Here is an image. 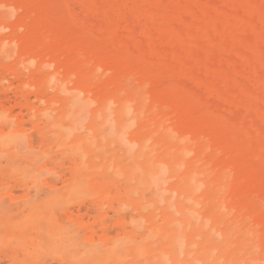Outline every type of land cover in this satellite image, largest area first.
Segmentation results:
<instances>
[{"label":"rangeland","instance_id":"1","mask_svg":"<svg viewBox=\"0 0 264 264\" xmlns=\"http://www.w3.org/2000/svg\"><path fill=\"white\" fill-rule=\"evenodd\" d=\"M100 1L96 0V5H95L94 3H91L89 0H84V1L74 0V2L73 0H70V2L68 3L66 2L67 4L65 3V1L62 0V2L66 4V7L59 0H54V3L55 5L57 4L56 6L59 7L64 13V16H65L64 24L66 25L67 28L72 29V28L77 27L78 30L79 28H81L79 31L82 32L87 37H89V39H91L95 43H103L106 46L111 44L110 39H107L106 41L104 36L102 37L105 40L100 37L101 34L102 35L104 34V32H101L105 30L104 27L106 26L109 27V24H110V22L108 21L109 19L112 20L111 21L112 23H114L116 19L118 20L117 22L121 24L126 18L125 19L126 23L123 22L122 24L124 23L125 24L124 25L121 24L122 26L119 25L120 27L116 23H114L115 25H112V23L110 25H112L115 30H116V27L118 26L120 28L119 30L121 31L120 33H123V34L126 31L129 32V33L127 32L128 34H131L130 33L131 31L134 32V29H132L131 28L132 26L130 27V25H129L130 28L126 29V26L128 25L127 23L129 22L126 20L131 19L132 20L131 22L133 23L135 18L133 16L131 18L130 17L128 18V11H124V9L122 8L125 6V5L124 6L122 5L124 3V0L121 1V4H120V0L119 1L110 0L113 3H116V4H113V6L116 5V8H113L116 11H112L111 9L108 14L107 19L105 16L102 15V13L104 12L103 10L105 9V7L103 6L104 2L103 1L100 2ZM208 1L210 0H204L203 2H200V0L199 1L197 0V4L206 5ZM216 1L217 0H215V2ZM85 2L88 3L91 8L93 7L94 8L89 9L88 8L89 5L88 4L86 5ZM82 3H84L85 5L84 8L83 6H81L83 5ZM216 3L221 6L220 2H216ZM67 5H69L70 7L67 8ZM188 5H191V3ZM5 7L10 9V11L7 10V8ZM181 7L183 8V6ZM1 8H3L2 9L3 11L1 10ZM150 8L154 10V7L153 8L150 7ZM11 9L12 8L6 6L5 4L0 3V20H1L0 21V41L2 43L5 42L4 36L6 35V33H8V31H5L6 33L5 32L3 33L4 30L1 28V24L3 22H10L11 20H14L12 18H14L15 14L13 15V13L15 11L13 9L12 10L13 13L11 15V12H12ZM67 9L73 10L74 11L73 13H75L76 15L78 14L77 16H74V17L76 18L77 22L78 21L80 22L79 24L82 25L83 29L77 22H75V20H73L74 18L71 16V14L73 13L68 15L70 12L68 13L69 10L67 11ZM166 9H163V11ZM95 10H97L98 12V13L96 12L97 14L93 12ZM125 10H127L126 6H125ZM168 10L167 12H169ZM111 11L113 13L116 12L118 15L117 14L113 15V17L110 16ZM122 11L125 12L124 14L125 16L121 13ZM238 11L240 12L241 10L238 9ZM238 11H237V14L239 13ZM180 12L181 13L184 12V9L180 10ZM189 16L187 15L186 18L188 20L187 22L190 23L191 19L193 20V18ZM238 16L242 17L241 14ZM254 19L257 21L256 17H254ZM101 20H103L105 23L101 22ZM73 21L75 23H73ZM73 24H76V25H73ZM149 25L150 24L147 22V26ZM139 27H138V32L136 33L134 32L135 34H139L138 35L140 37L138 39L139 41L135 39L136 37L138 38L137 35L133 33L132 35L135 36V38L134 37L133 38L135 39L136 43L140 42V44H144V40L141 39L142 35H140L142 26H139ZM86 32L88 34H86ZM117 33L119 35L118 29L116 31V35L114 34L115 38L117 36ZM239 33L238 35L240 38L237 37V42H239L240 44V42H242L240 40L241 37L242 38L243 36L246 37L245 35L246 33L243 31V29ZM121 35L119 36L121 39L118 36H117L118 37L117 39L122 40L123 37L127 39L130 38V36L129 35L127 36V34L123 35V37H121ZM91 36L92 37L95 36V39L94 38L92 39ZM96 37H98V39H100L101 41H99ZM133 38H131L133 43L131 42L132 44H130V46L128 45L129 48L132 46L130 48L131 51H133L135 46L139 44V43L138 44L134 43ZM141 40L143 43L141 42ZM186 41L187 42L184 41V44H183L184 49L181 48L182 51L186 53L194 54L197 51L196 47L194 46L196 45L195 42H193V40H186ZM1 42H0V46H1L0 47L1 48L0 49V73H1L0 74V82H1L0 88L2 90L0 89V93L1 92L2 93L0 95L1 97L4 96L5 98H7V96L8 98L10 97L11 102L9 103L10 99L9 100L5 99L8 103V104L6 103L7 105L6 106L5 104H3V102L5 103V101H3L4 97L0 99V102L2 103V104L0 103L1 108L4 107V105L6 107H9V111L6 110L7 109L6 107H4L5 109L2 108L1 111L3 112V110H6V113L5 111L3 113L0 111V115L5 116L8 114L7 111L10 112V114L6 116V119L11 118L13 120V118L16 117L15 118L16 121H14V124L18 128L16 129L15 126L11 127V122L7 124L8 121H5L4 119L5 117L2 118L3 120L0 118V121L1 120L3 121L0 123V131L2 129V131L0 132V161H1L0 162V190L2 188V191L0 192V227H2L1 228L2 234H0V264H14L13 262H15V264H28V262H31L33 264H63V260H65L64 262H66V260L68 261V259L71 260L70 261L71 263L74 262L75 264H105V263L110 264V261L111 262L113 261L111 264H122V263L123 264H161V262L163 264H264L263 260L261 262H258L260 259V253L259 251H257L258 249L256 248L257 247L256 241L252 240L254 237L252 233L249 232V229L244 230L242 226H241L242 227L241 229V227L239 226L240 224H236L237 226L233 227L235 225L233 224L235 223V217H231L232 216L231 214L233 213L229 212L227 207L225 208L224 204L222 206L221 203H218L215 201L210 202L211 200L208 202L206 201V199H203L202 192H205L204 189L206 187L204 184V180L207 179L205 177H207L208 171H206L205 169H201L202 167L199 164L198 170L200 169L201 172L198 176L196 174L194 176L193 174L192 175L193 177L190 176L191 177L190 178L189 175H187L186 179L184 177L186 176L185 174L181 176V174L185 173L186 171L184 170V168L187 167V163L189 162L188 160L191 159L193 156L192 154L189 157V154L185 150V145L182 142H180L179 144V148L181 147L182 149L180 148L181 150H179L180 152H178L181 155H177V157H181V158H177V160L175 159L177 161L176 164H174L175 163L173 162L174 156H172L173 154H175V152H172L169 154V159L173 165V169H172L173 171H170L168 166L163 163L164 159H161V161L160 159H158L159 153L157 151L160 149H158L156 140L154 143L155 138L154 139L153 137L149 138L153 140V143H152V140L151 141L143 140L142 134H140L139 132L138 124H145L148 118H145L147 116H145L144 113L141 115L142 112L141 113L139 112L143 108L144 101L141 98H138V95L139 94L141 95L142 93L141 91L143 90L139 91L136 87L134 90V85L132 86L133 89H130V86L132 84H135V81L134 83H133V80L131 81L130 79H129L130 81H126L127 88L130 89V91L132 90L131 91L132 93H130L132 95V99L136 97L135 99H133L132 103H129L126 97L124 100H122L123 104L120 106H118L116 103L112 101V102L105 103L106 105H104L102 108H99L97 105L91 103L89 100L88 102H85L84 101L85 98L82 99V95L79 94V92L75 89V86L73 85L72 82L68 84L62 83V82L56 83V80L53 79L55 76H58L54 73L56 72L55 67H52V66L50 67L49 64H46V66L43 65L44 67L41 66L43 67V69L40 67L39 72H38L39 74L38 73L37 74L38 76L44 75L47 78L46 82L48 83V86H46L47 83L45 82L44 90L46 93H45L44 98L48 99L49 97H52V100L49 98L48 100L38 101L32 94V91L35 90V88H33L32 90V84H34V80L33 81L28 80V78L31 79V75L37 69L35 65L36 63L33 64V62H31L28 58H24V59L22 58L23 62L21 59L18 60V57L14 55L15 54L14 53L15 47L13 46L14 44L11 46L10 42L6 41L7 43H4V45H2ZM191 42H193L194 44ZM202 42H201L202 45L204 44L206 45V41L203 43ZM8 43L10 46L8 45ZM127 43L129 44V42ZM225 44H226V48L229 47L228 42H226ZM235 44L237 47H241V44L240 46L237 45L238 43H235ZM236 46H233V49L241 50V48H237ZM13 47L14 49L12 52L11 48ZM172 47L173 49H175L174 46ZM171 48L168 53L170 54L169 55L170 57L172 56V53L175 51ZM136 49L138 48L136 47ZM136 51L135 53L139 54ZM245 51L247 53L249 52L247 50ZM245 51L240 52L241 54H244L245 56L241 55L239 51L237 52L238 53L237 54L234 50L232 52H226L225 55L221 53H214L215 60L217 59L216 64L219 66V67L218 66L216 67L215 66L216 64L214 63V66L217 69L222 68L219 62L221 63L222 62L224 63V61L226 62L224 65L222 63V65L225 66L224 70L226 69L225 71L221 73L223 76L220 74V77L219 76L214 77L213 72H212V70L214 69L213 65H212L213 68L212 69L210 68V72L209 71L208 72L198 71L197 73H193L194 74V75L192 74L193 76L189 75L192 73L191 70L194 71L193 69L195 68V71H196L197 69L195 65L191 64V65L186 66L188 70L187 71L188 75L179 77L180 80L184 79L183 81L180 82L179 78L176 81L173 80V83L176 82V84L179 85V88H182L184 89V91L187 92L186 93L187 95L189 94L190 96L195 95L194 93L196 92V90L200 88L201 90L198 92H202L204 94L207 93V95H205L206 96L205 98L209 99V101L203 100L201 98L202 100L201 105H205L206 102H210V101L214 102L213 100L214 99L217 100L218 98L217 104L220 105L221 109L216 107L214 103L215 107L211 108L215 110L213 112V110L210 109L212 105L211 104L212 102H210V103H207L205 107L201 106L202 111L206 115L212 116V118L216 120V123L219 126H222L223 128H229L234 131L236 129V132H239L242 136L244 135V137L247 135L246 131L248 130V128L246 129V127H250V124L248 122H247L248 124H244L245 123L244 120L247 119L251 121L254 119H259L258 115L260 113V110L262 112V115L264 116V113H263L264 108H262L264 107V103H262L264 99L262 100V102H260L258 98L254 97V95L256 96V91H260L261 93L263 92L264 87L262 88L261 83L259 84V81L253 77L255 75H252L251 77L248 76L254 73L256 74L255 77L258 78L257 73H255L252 69L255 67V69L257 70L259 65L256 62V60L252 59L251 57L252 62L254 61L253 64H251L252 65L251 66L249 62L247 61L250 55H248L247 57V55L245 54ZM1 52H3V54H1ZM12 54L14 55L15 58H13ZM217 54L218 56H216ZM229 55L234 56L233 58H236L237 60L235 59L236 61L232 62V60L234 59H231ZM242 56L245 59L246 58L247 59L246 60L244 59L245 61L242 60L241 59ZM220 58L221 59L223 58L222 61ZM225 58L231 59V63L229 62L230 60L228 61ZM240 61L243 64L244 68H239L240 66H238V64L240 63ZM255 62L257 63L256 66H255ZM185 63H189V62H186L185 57H181V62L179 64L177 63L174 64V66L176 68L179 67L180 69H182L185 66ZM14 64H17V65H14ZM230 65L232 66L231 68L233 69L228 68V66L230 67ZM235 66H238V68L241 70L243 69L242 71H244L245 69V71L244 72H241L240 70L236 71L237 69L235 70L234 68ZM246 66H251V67L249 68ZM246 68L247 69L249 68L247 72H246L247 70ZM250 69L252 70L251 71L252 73L249 72ZM234 70L236 71L235 73H234ZM227 71H229L230 74ZM259 72H261V70ZM243 73H245V75L248 73L249 74L246 76L244 75L245 77L242 76L241 78L240 76L243 75ZM262 73H264V71ZM262 73H260V76L264 78V74ZM97 74H99V72H97ZM231 74L233 75L232 80L234 79V76H235L236 82L237 80L242 79L243 83L244 82L250 83L248 85L246 84L248 87L245 86V88L250 89V92H252L251 90H253L254 92L255 91L254 89H257L259 85H261V87H259V89L255 91V93L252 92L253 95L250 94V92L244 93L246 92L245 90L247 89H244V88L242 89L241 87L239 88V86H241V81L239 82V86L237 85L238 82L235 84V81L234 82L231 81L233 85L228 84L231 87L230 88L228 85H225L226 83L224 84L222 82L225 80L228 81L229 78H230L229 79V82H230ZM195 75L199 76V78H203V81L205 79H208L206 77H210V76L211 77L208 80H206L205 83L203 84V82L201 81L199 82L200 79H197L198 77L196 78ZM51 76H53L52 80L48 78ZM224 76L226 78H224ZM22 77L25 79L27 77L28 78L27 80H25ZM60 77H56L55 79L63 80V78H60ZM194 78H196L198 82L197 81L193 82ZM215 78L217 79L213 81ZM247 78H251L252 80L251 79L248 80ZM191 81H192L191 89L195 90V92L192 91L194 92L193 95L190 93L189 90H188L189 92L187 91V88H185V86L187 87L190 86ZM25 82L26 83L28 82V84H25ZM127 82H129V84ZM256 82H258L259 85L255 86ZM2 83H5V84H2ZM207 83H210V85H206ZM24 84H25V87L26 86L28 87L29 85L28 87L29 90H26V88H24ZM194 85H195V88H194ZM231 85L232 86L236 85L238 87V89L236 88L237 89L236 92H233L234 91L233 88H235L236 86L232 87ZM209 86L217 87L216 88L217 92L214 93L213 96H210L208 93ZM22 87L24 89H22ZM46 87L48 88L46 89ZM219 88L223 89L224 91ZM240 89H242L241 91H243V93L240 91ZM5 90H7L8 92ZM226 90L228 92L230 91V95H228V92H226ZM21 91H24V92H21ZM10 92H15L18 94L10 93ZM19 92L22 97L19 95ZM198 92L196 93L199 94ZM238 92L241 93L239 94V96H238ZM202 93H200L199 95L202 96ZM12 94L13 95L15 94V96H13ZM27 94L28 95L30 94L31 96L29 97H32V98L28 100L25 99L24 96L25 95L27 96ZM66 94H67V97H66ZM72 94H74L77 98L74 97V95ZM247 94H249L248 96H246L247 98L243 96ZM195 96L197 97V95ZM221 96L223 97L222 101H220L219 99L221 98ZM230 96L232 97L231 99H230ZM250 96L254 97L255 99L253 98L252 100L251 98H248ZM20 97L23 98L24 101L26 100L25 102L22 101L24 104L21 102V100L23 99H19ZM57 97H59V99ZM212 97H214V99L211 100L210 98ZM242 97H244V101ZM76 99H79V100H76ZM136 99H139V100L136 101ZM248 99H251L252 104L254 105L256 104L257 106L255 107L254 105L251 104L252 109H255L253 110L254 112L250 110L251 106L247 105L249 102ZM256 99H257V103H256ZM224 100L225 101L227 100V101L225 102ZM28 101L30 102L31 106L29 105V103H26ZM243 102L245 104H243ZM261 103L263 104V106L261 105ZM81 104H83L86 107L84 106L80 107ZM242 104L244 108L242 107ZM240 105H241L240 107L241 111L237 113V109H239ZM260 107L261 109L259 110ZM217 108L218 110L220 109L222 112L224 111L223 114L220 113L221 111L220 110L218 111ZM14 109H15V112H13ZM229 109L235 112L236 114L234 113V115L236 116L230 117L231 115H233V113L231 110L229 111ZM256 109L258 110L257 112H256ZM242 110H245V112ZM215 112L218 114L215 115L216 114ZM255 112L257 113V115ZM50 113H51V116H50ZM227 113L230 115H228ZM252 113H255V114L253 115ZM237 114L240 116V118L237 117L238 116ZM13 115H16V116H13ZM223 115L224 116L228 115L230 119H233L235 117V119L233 120H236V121L235 122L229 121L228 116L226 118V116L224 117ZM248 115L251 116V119ZM252 115L256 117L252 119L253 118ZM19 118L20 120H18ZM48 118H51V119H48ZM223 118L226 120V121L224 120V123L222 121ZM236 118L240 119L241 121H238ZM242 122L244 125L241 124ZM257 122L262 123L261 127H264L263 122H261V118H260V121L257 120ZM231 123L234 124V126ZM252 123L256 124L254 122ZM20 124H21L22 129L21 127H19ZM240 125H242V128L244 126V128L241 129V131H240V128H241ZM258 125L260 126L259 123ZM261 129L263 131V128ZM163 133L165 134L164 137L166 138L170 135L167 132H163ZM18 136H19V139L17 138ZM1 138H3L2 141H1ZM21 138H23V140L25 139L24 140L25 143H23V140ZM130 138L133 139L132 140L133 142L130 140ZM4 139L7 141H5ZM10 139H13L14 141ZM169 139L171 140V138ZM174 139L172 138V141H174L175 143ZM8 140H10L11 142L13 141V142L10 144ZM64 140H68V141H64ZM142 140L144 143L141 142ZM136 141H138V143H136ZM139 141L141 142V144ZM19 142L22 144H19ZM18 145H20V147H18ZM22 145L23 146L25 145V146L23 147ZM151 145L153 147H151ZM21 148L23 152H21ZM25 148H27V150ZM181 151L182 152L184 151L186 155L188 154L187 156L189 157V159ZM155 153H157L158 155ZM3 156L6 158V160L5 158H3ZM44 157L46 158L44 159ZM167 158L168 157H166V159ZM42 159L44 161H42ZM7 161L9 163H7ZM184 161L187 163L184 164ZM182 162H183V166H181ZM27 170H29V172L26 174ZM42 171L43 173L44 172L45 173L43 174ZM31 174L33 175L31 176ZM25 175L28 176L27 180H26ZM36 175H38L39 177H36ZM189 179H191V181ZM196 181H198V183ZM190 182L193 185H191ZM176 183L178 184L175 186ZM173 185L175 187H173ZM192 186H194L193 189H191ZM182 187L185 190L182 189ZM36 190H38L39 192H37ZM38 193L40 194L38 195ZM46 194H48L49 196L48 195L45 196ZM81 197L83 198L80 199ZM74 200H77V201H74ZM190 200L192 201L189 202ZM21 203H24V205ZM201 203L204 205H202ZM207 203L210 205H208ZM52 215L55 216L57 220H55L54 217L51 218ZM163 215L165 216V219L162 220L161 217L164 218ZM30 217L31 219H29ZM43 217L45 220H43ZM101 217H103V219ZM171 218L172 220L170 222ZM28 219L30 221H28ZM52 219L53 221L51 222L50 220ZM230 219L232 220L231 222L233 223L230 222ZM59 220H61V223L59 222ZM140 220H142V222H140ZM167 221H169V223H167ZM65 222L67 223L69 222V224L71 223L70 226L69 224H66ZM155 222L156 224H161L162 227L159 230H156L152 233L151 227L155 225ZM22 223L23 225H21ZM88 223L92 226L93 225L95 226L92 227ZM102 223L107 224V225H104V224L102 225ZM48 224H50L51 228L46 226ZM86 224L87 226H90L91 231H94V232H91L89 230V227L86 226ZM143 224L145 227L143 226ZM124 225L125 227H123ZM43 226H46L47 228L46 231L42 228ZM71 226L74 230H76L75 232L74 231L71 232L72 231ZM83 226H85V228ZM77 227H79L81 230H79V228ZM111 227L115 228V230H112ZM125 228H127L128 231ZM77 229L80 231V232L78 231L79 233L83 234L81 238L79 234L77 233ZM42 230H44L45 232ZM67 230L69 231V233L66 232L64 234V231H67ZM143 230L144 231L146 230V232H144ZM243 230L245 232H242ZM38 231L44 232L45 235L40 236L39 234L41 233H39ZM54 232H57L58 234L56 235L54 234ZM74 233L76 235H74ZM95 233H96V236H95ZM129 233H131V235ZM245 233H246V236H245ZM249 233L251 234L249 235ZM77 234H78V237H77ZM154 235H156L155 238L153 237ZM46 236H49L48 237L49 240L53 239L52 241L51 240L50 241L54 243L55 245L52 244L53 245L52 246L49 244V242H46V240H44V237ZM93 236L96 237V240ZM128 236L129 238H126ZM186 236L188 240H186ZM229 236L231 237V239L228 238ZM41 237L43 241L38 240V238L41 239ZM65 237L66 239L68 238L72 239V241L68 240V243H66ZM249 237H250V241L248 242ZM60 238H62L61 241H60ZM63 238H64V241H63ZM76 238L78 239L80 238L82 239L81 241H83L84 243H87L84 246L88 247L91 252L88 251L89 249L85 248L84 246L82 247L84 248V250L80 249V251L76 252L74 247L79 246V244H76V243L80 240ZM146 238H148L149 240H147ZM37 240L39 243L37 242ZM132 242H136V243H132ZM40 243L42 244L46 243V244H43L44 246H42ZM60 243L62 244L63 247L65 246L64 249H67L65 250L66 252L61 247ZM181 243H184V244H181ZM246 243L250 245V248L249 246H247ZM100 244H103V245L99 247ZM245 244L247 247L245 246ZM46 245H49L50 248L49 246L46 247ZM56 245H59V246H56ZM91 246H94V248L98 246L99 250L98 249L94 250V248ZM56 247L61 248L60 249L61 251H59V253H56V251L58 252L59 250V248H56ZM137 247L142 249L140 250L142 252L144 249L143 253H145L146 255L139 253V249L138 250L136 249ZM68 248L69 249L72 248L70 249L71 251H69ZM206 248L208 252L205 251ZM245 248H249L250 250L247 249L248 250L247 251ZM85 249L88 252L87 255H86ZM49 250L52 251V255L51 253H49L50 252ZM101 250L104 251V253L103 252L101 253ZM121 250H123V252ZM245 250L247 252H245ZM39 251H41V253ZM33 252H34V255L36 256V259H34L35 256H33L34 261L32 262V259L30 260V258H32L31 254L33 255ZM160 252L164 254L163 255L164 257H162V254ZM215 252H217L218 254ZM131 253H133L132 254L133 256H131ZM19 255L20 256L22 255L23 257L22 256L20 257ZM66 255H68V259H66L67 258ZM94 255L95 256L99 255L96 258L98 259L99 257L101 261L98 259L99 261L96 260L97 262H95L94 259L96 258ZM165 255H167L168 257ZM51 256H53L55 259L52 258ZM69 256L70 257L72 256V258H69ZM256 256L257 257L259 256L258 260L255 259ZM18 257L21 258L19 259L20 262L18 260ZM91 257H93V260ZM25 258H29V259H25ZM201 258L202 259L204 258L203 259L204 261ZM48 259L50 260L52 259L51 262H49ZM57 259L58 261L55 262V260ZM25 260H28V261H25ZM118 260H121L122 263L121 261H118ZM70 262L69 263L67 262L66 264H71Z\"/></svg>","mask_w":264,"mask_h":264},{"label":"bare ground","instance_id":"2","mask_svg":"<svg viewBox=\"0 0 264 264\" xmlns=\"http://www.w3.org/2000/svg\"><path fill=\"white\" fill-rule=\"evenodd\" d=\"M59 1L62 2V0H59ZM63 1H65V3L70 2V0H67V1L63 0ZM89 1L96 5V0H89ZM102 1L104 2L103 6L105 7L102 15L105 16L107 19L108 14H109L111 9H112V11H116L115 9H113V8H116V5H114L115 7L113 6V4H116V3H113L110 0H101L100 2H102ZM121 1L122 0H120V4H121ZM164 1L165 0H124L125 4L122 2L123 3L122 5L123 6L125 5L127 10H125V6L122 8L124 9V11H128V18L129 17L131 18L132 16L135 18L133 23L131 22L132 21L131 19L129 20L127 18L128 20H126V21H129V22L127 23L128 25L126 24L127 26L125 25L126 29H128L132 26L131 28L134 29V32L136 33V32H138V27L142 26V29L140 31V33H141L140 35L143 36V37L141 36V39L144 40V44H140V42H138L139 44L136 43L135 39L138 40L140 37L138 36L139 34H135L133 31L130 32L131 34H128L129 32L126 30H125L126 32L124 34L120 33L121 31L119 30L120 29L119 25H121L123 22H125V19H126L125 17H123V18H125L124 21L123 22L121 21L122 23L120 22L121 24H119L117 22L118 20L115 19V22L113 20V22L119 26V27L117 26L118 28L116 27V30H115L112 26L115 24L112 23L111 22L112 20H110L109 18H110V16L113 17V15H116L117 13L114 12L115 13L114 14L111 11L110 16L108 18L109 19L108 21L110 22V24L112 23V25L109 24V27L106 26L107 28L103 26L105 30L101 31V32H104V34L100 35L101 38H103L102 36H104L106 41H107V39L111 40V44L108 45V43H107L108 46H106L103 43H95L94 41L89 39V37H87L86 35H84L82 32L79 31L81 29L79 27L80 26L82 27V25H80L79 24L80 22L79 21L77 22L76 18L74 17V16H77L78 14L76 15L75 13H73L74 11L70 10L71 8L67 9V11L69 10L68 13L70 12L69 14L68 13L67 14L70 15L71 13H73V14H71V16L74 19L72 17L71 18L73 20H75V22H77L80 26L78 27L79 30L77 29L76 26H75L76 28H72V29L67 28L66 25L64 24V21H65L64 13L62 12V10L59 7L56 6L57 4L55 5L54 0H0L1 4H5L6 6L12 8L11 11L13 9L15 11L14 13H13V11L11 12V15H12V13H13V15L15 14L14 18L11 17L14 20H11L10 22H3L1 24V28L4 30L3 33L5 31H8V33L5 32L6 35L4 36V41H5L4 43L10 42L11 46L14 44L13 46L15 47V49H14V47L11 49H12V52H13V49L15 50L14 51L15 54L14 53L13 54L18 57V60L19 59L22 60V58L23 59L28 58L31 62H33V64L36 63L35 64L37 67L36 71L31 75V79L28 77L27 78H28V80H31V81L34 80V84H32V90H33V88H35V90L32 91V94L36 98V100H38V101L48 100L49 98L52 100V97H49V98L47 97L48 99L44 98L45 93H46L44 90V86H45V82H46L47 78L44 75L38 76V74H39L38 72H39L40 67L43 65L46 66V64H49L50 67L51 66L55 67L56 72H54V71L53 72L56 75H58V76L54 75L55 76L54 78H53V76L48 77V78H50L51 80L53 78L54 80H56V83L62 82V83L68 84V83L72 82L73 85L75 86V89L79 92V94L82 95V99L85 98L84 99L85 102H88V100H89L91 103L97 105L99 108H102L104 105H106L105 103L112 102V101L114 103H116L118 106H120L123 104L122 100H124L126 97H127L128 102L132 103L133 99L136 98V97H134L132 99V95L130 94V93H132L131 92L132 90L130 91V89H133V87H132L133 85H134V90H135V87L139 91L143 90V91H141L142 96L140 94L138 95V98H141L144 101L143 108L139 112L140 113L142 112L141 115L144 113L145 116H147L145 118H148L147 122L145 124H138L139 125V132H140V134H142L143 140L151 141L152 139H149V138H151V137H153V139L155 138L154 143L156 140V144L158 146V149H160L157 151L159 153L158 159H160V161H161V159H164L163 163L168 166L170 171H173L172 170L173 165L169 159V154L172 152H175V154H173L172 156H174L173 162H175L174 164H176L177 158H181V157H177V155H181L178 152H180L179 150L182 149L181 147H180L181 149L179 148V144H180V142H182L185 145V150L189 154V157L192 154H193V156L191 159H189V157L187 156L188 154L186 155L184 153L185 150L183 152L181 151L189 159V160L187 159L189 161L188 163L184 161V164L187 163V167L184 168V170H186V171H185V173H182L181 176L185 174L186 175V176H184L185 179L187 178V175H189V177L192 176L193 174H194V176H195V174L198 176L201 172L200 169L198 170L199 164L202 167L201 169H205L206 171H208V175H207V177H205L207 179L204 180V184L206 187L204 189L205 192H202L203 193V196H202L203 199H206V201H208V202L211 200L210 202L215 201V202L221 203L222 206L224 204L225 208L227 207L228 211L233 213V214H231L232 215L231 217H235V223L231 222L233 220V218H232V220L230 219V222L235 224L234 226L232 224V226L235 227V226H237L236 224H240L239 226L240 227L242 226L244 228V230L249 229V232H251L253 237H254L252 240L256 241V246H257L256 248L258 249L257 251H259V253H260V259L258 262H261L263 260V263H264V132H263L264 127H261L262 123L257 122V120L260 121V118H261V122H263V125H264V116L262 115V112L260 110L261 107L263 106L262 103H264V101L262 102V100L264 99V89H263V92H261L262 94L260 93V91H256L259 89V87H261V85H262V88L264 87V78H262V76H260V73H262L264 71V54H263L264 53V0H217L216 2H220L221 6L218 5L215 2V0L208 1L206 5L197 4V0H166L167 2L166 1L164 2ZM203 1L200 0V2H203ZM73 2H74V0H73ZM65 3L62 2V4H64V6L66 7L67 3L66 4ZM75 3H77V2H75ZM88 3H86V5ZM190 3H191V5H188ZM82 4L83 5H81V6H83V8H84L85 5H84V3H82ZM131 4H133V5H131ZM91 6H93V5H91ZM181 6H183V8ZM69 7L70 6L67 5V8H69ZM148 7H149V9H148ZM150 7H152V8L154 7L155 11L152 10ZM5 8H7V7H5ZM88 8L89 9L91 8L90 5ZM93 8H91V9H93ZM166 8H168L169 10ZM2 9L3 8H1V10ZM121 9H120V11H121ZM163 9H166V10L163 11ZM182 9H184V12H182L183 14L180 12V10H182ZM236 9H237V11H238V9L241 10L240 11L241 13L238 11L239 13L237 14ZM7 10L10 11V9H8V8H7ZM167 10L169 12H167ZM124 11L121 12L123 15L125 14ZM93 12L95 14L98 13L97 10H95ZM240 14L242 17L238 16ZM11 15H9V16H11ZM187 15L188 16L190 15L189 17L193 18V20L190 18L192 22L190 20H189L190 23L187 22L188 21L186 18ZM254 17L257 18V21L254 19ZM114 18H115V16H114ZM254 21H256V22H254ZM75 22L73 21V23H75ZM101 22H104V21L101 20ZM147 22L150 24L149 26H147ZM129 23H131V24H129ZM124 24H122V25H124ZM73 25H76V24H73ZM129 25H130V27H129ZM82 29H83V27H82ZM117 29L119 32V35L117 33L118 37L121 34H122L121 37H123V35L127 34V36L128 35L130 36V38L127 39V38L123 37L124 39L122 38V40L117 39L118 38L117 36L115 38L114 36L116 35ZM242 29L246 33L245 34L246 37H244L241 34L243 36V38L241 37V39H240L242 41V42H240L241 47H237L235 43H238L237 45L240 46L239 42H237V37L240 38L238 33L240 31H242ZM101 30H103V29H101ZM132 33L137 35L138 38L137 37L135 38V36L132 35ZM86 34H88V33L86 32ZM127 36H125V37H127ZM93 38L95 39V36H93L92 39ZM96 38L98 39V37H96ZM131 38H133L134 43L139 45V46L138 45L135 46V48L133 47L134 49H136V47H137L138 48V49H136L137 51L134 49H133L134 52L131 51L130 48L132 46L129 48L130 44L133 43ZM125 39H127V40H125ZM98 40L101 41L100 39H98ZM110 40H108V41H110ZM186 40H193V42H195L196 45H194V46L196 47L197 51L194 54L193 53H186V52L182 51L181 48L184 49L183 44H184V41L187 42ZM204 40L206 41V45L204 44L205 46L201 44L202 41L205 42ZM224 41L229 43L228 44L229 47L226 48V44H225L226 42H224ZM127 42H129V44ZM141 42H142V40H141ZM193 42H191V43H193ZM4 43L1 42L2 45H4ZM8 45H9V43H8ZM125 45H127V46H125ZM172 46H174L175 49H173ZM233 46H236L237 48H241V50L240 49H233ZM170 48L175 50L172 53L171 57L169 56L170 54H168L170 51ZM242 49H244V50H242ZM233 50L235 52L238 50L239 53L241 51L243 52L245 50L249 51L248 53L245 51V54L247 55V57H248V55H250L249 56L250 58L249 57H248V59L246 58L247 61L249 62V64L250 65L253 64L254 61L252 62V59H255L259 65L258 66L259 69L257 68V70H256L255 67L252 69L255 73H257L258 78L255 77L256 74H254V73L251 74L252 73L251 69L249 70V72H251L250 73L251 75H248L249 73L246 74L250 77L252 75H255L253 77L259 81V84L261 83V85H259L258 82L255 83V86L256 85H259V86L257 87V89H254L256 91V96L254 95V97L258 98V100H260V102H262L261 103L262 106L259 108V110H260V113L258 115L259 119H254L256 116H253L258 111L257 110L258 108L256 109L255 113H252L253 114L252 119H254L256 121H254V120H251V121L256 123V124H253L250 120H247V119L244 120V122H245L244 124H248V123L250 124V127H246V129L248 128V130H247L248 132L246 131L247 135L245 137H244V135L242 136L239 132H236V129L234 131L232 129L223 128L222 126H219L216 123V120H214L212 118V116L206 115L202 111L201 106L205 107L207 103H210L212 101L206 102V104L204 103L205 105H201V101H202L201 98L203 100L209 101V99L205 98L206 97L205 95H207V93L204 94L202 92H198L201 90V88L200 89L197 88L198 90H196V92H198L199 94L202 93V96L197 94L194 89L193 90L191 89L192 81L190 82L189 87H187L185 85L184 86H185V88H187V91L188 90L190 91V93L192 95L195 92L194 94L197 95V97L195 95H193V96H190V94L187 95L186 94L187 92L184 91V89L179 88V85L176 84V82L173 83V80H175V81L178 80V78L180 76L188 75V73H187L188 70H187L186 66L191 65V64L195 65V67L197 69H196V71H195V68L193 69L194 71L191 70L192 73L189 75H192L193 73H197L198 71L199 72H201V71L202 72H204V71L210 72V68L212 69L214 67V69L212 70L214 77H218V76L220 77V74L226 70V69L224 70L225 66H223L226 62L223 60L224 61V63L222 62L223 65L221 62H219L220 65L222 66V68L217 69L216 68L218 66L216 64L217 59L215 60L214 53H221V54L225 55L226 52H232ZM135 51L138 52L139 54L135 53ZM249 53H251V54H249ZM1 54H3V52H1ZM14 55H13V58H15ZM241 55H244V54H241ZM216 56H218V54ZM229 56L231 57V59H234V60H232V62L237 60L236 58H233L234 56H231V55H229ZM181 57H185L186 62H189V63H185V66L182 69H180L179 67H178L179 68L178 69L174 66V64H176V63L179 64L181 62ZM251 57H252V59H251ZM222 59H221V61H222ZM231 59L227 58L226 60H228V61L230 60L229 62L231 63ZM241 59L244 60L245 58L242 56ZM247 61H246V63H247ZM15 62H17V61H15ZM22 62H23V60H22ZM22 62H21V64H22ZM256 62H255V66L257 64ZM19 63H20V61H19ZM214 63L216 64L215 65L216 67L214 66ZM240 63H241V61H240ZM240 63L238 64V66H240L239 68H244L243 64L241 63V65H240ZM14 65H17V64H14ZM212 65H213V67H212ZM238 66L234 67L235 70L237 69L236 71H239V70L241 72L245 71V69H244V71H242L243 69L242 70L239 69ZM251 66H246V67L250 68ZM43 67H41V68L43 69ZM231 67H232L231 65H230V67L228 66V68H231ZM231 69H233V68H231ZM248 69L246 70V72L248 71ZM99 70H101L102 72ZM235 70H234V73L236 72ZM260 70H261V72H259ZM97 72H99V74H101V75L97 74ZM227 72H229V71H227ZM7 73H9V72H7ZM199 74H201V73H199ZM229 74H230V72H229ZM262 74H264V73H262ZM210 75H212V74H210ZM244 75H245V73H243V75H241L240 77L241 78H242V76L245 77L246 75L245 76ZM60 76H62V77H60ZM56 77L63 78V80L55 79ZM210 77H206V78L209 79ZM230 77H231L230 82H229V79H230L229 78L228 81L225 80L222 83H224V84L226 83L225 85H228V84L233 85V83L231 81H233V82L235 81V76H234L233 80H232V78H233L232 74ZM27 78L26 79L23 78V79L27 80ZM196 78L200 79L199 82L201 81V82H203V84L205 83L206 80H208V79H205L203 81V78H199V76H196ZM196 78H194L195 80L193 79V82H196V81L198 82V80H196ZM224 78H226V77L224 76ZM71 79H73V80H71ZM129 79L131 81L133 80V83L135 81V84H132L131 86L129 85L130 89H128L127 85H126V81H130ZM216 79L217 78H215L214 80L213 79H211V80L215 81ZM247 79L249 80L251 78H247ZM179 80H180V78H179ZM183 80L184 79H181L180 82ZM211 80H210V82H211ZM185 81H186V79H185ZM240 81H241V86H239ZM2 82H4V81H2ZM237 82H238L237 85L239 86V88L241 87L242 89L243 88L247 89V88H245V86L248 87L247 85L250 84V83H246V82L243 83L242 79L237 80ZM237 82L235 81V84ZM5 83H2V84H5ZM127 83L129 84V82H127ZM252 83H253V81H252ZM25 84H28V82L27 83L25 82ZM25 84H24V88H26V90H29L28 89L29 85H28V87L27 86L25 87ZM182 84H183V82H182ZM135 85H137V86H135ZM206 85H210V83H207ZM46 86H48V83L46 84ZM201 86H202V84H201ZM234 86H236V85H234ZM234 86H232V87H234ZM24 88L22 87V89H24ZM47 88L48 87H46V89ZM194 88H195V85H194ZM216 88L217 87H215V86H209L208 87V91H209L208 93L210 96H213V94L217 92ZM221 88H219V89H221ZM236 88L238 89L237 86L235 88H233V90H234L233 92L237 91ZM242 89H240V91ZM7 90H5V91H7ZM221 90H223V89H221ZM247 90H248V92H247ZM247 90H245L246 92H244V93L250 92V89H247ZM24 91H21V92H24ZM192 91H194V92H192ZM231 91H232V89H231ZM251 91L253 92V90H251ZM255 91L253 93H255ZM226 92H228V91L226 90ZM241 92L243 93V91H241ZM252 92H250V94L253 95ZM10 93H15V92H10ZM15 94H18V93H15ZM15 94L14 95L12 94V95L15 96ZM239 94H241V93L238 92V96H239ZM257 94H258V96H257ZM19 95H20V92H19ZM72 95H74V94H72ZM228 95H230V91L228 92ZM248 95L249 94L243 95V96L246 97ZM6 96H7V94H6ZM29 96H31V95L27 94V96L25 95L24 98L27 100L31 99L32 97H29ZM199 96H201V97H199ZM0 97H1V95H0ZM3 97H1L0 99H2ZM21 97L19 99H23ZM53 97H54V95H53ZM66 97H67V94H66ZM66 97H64V98H66ZM74 97H76V96L74 95ZM254 97L250 96L248 98H251L253 100ZM57 98L59 99V97H57ZM231 98L232 97L230 96V99ZM242 98L244 101V97H242ZM5 99H8V100L10 99L9 103L11 102V98L10 97L8 98V96H7V98L4 97L3 101H5V103L2 101L3 104L6 105V103H7V101ZM210 99L212 100V99H214V97H212ZM219 99H220V101H222L223 97L221 96V98H219ZM251 99H248L249 102L247 105L251 106L250 110L253 111L255 109H252V105H254V104H252ZM76 100H79V99H76ZM137 100H139V99H136V101ZM217 100H218V98H217ZM217 100H215V99L213 100L214 102L211 103L212 105H211L210 109L212 107H215V106L221 109L220 105L217 104ZM22 101L25 102L26 100L24 101V99H23V100H21V102ZM30 102H31V100H30ZM30 102L28 101L26 103H29V105L31 106ZM41 103H43V102H41ZM214 103H215V106H214ZM256 103H257V99H256ZM243 104H245V103L243 102ZM243 104H242V107H243ZM5 105H4V107L7 106V105L6 106ZM247 105H245V106H247ZM1 106H3V105H1ZM82 106H84V105L81 104L80 107H82ZM88 106H89V104H88ZM254 106L257 107L256 104ZM4 107H2V108H4ZM84 107H86V106H84ZM240 107H241V105L239 106V109H237V113H239V111H241ZM2 108L0 107V111L2 110ZM6 108H7L6 110L9 111V107H6ZM27 108H28V106H27ZM208 108H209V106H208ZM218 108H217V110H218ZM262 108H264V107H262ZM6 110H3V112L5 111V113H6ZM211 110H213V109H211ZM230 110L231 109H229V111ZM8 111H7V113H8L7 115H5V116L0 115V118L2 119L3 117H5L4 118L5 121H8L7 124H9L11 122V127L12 126L14 127L15 126L14 121H16V119H15L16 117L13 118V120L11 118L6 119V116H8L10 114V112H8ZM214 111L215 110H213V112ZM242 111L245 112V110H242ZM13 112H15V109ZM223 112L221 111L220 113L223 114ZM29 113H31V112H29ZM232 113H233V115H231L230 117L236 116V115H234L235 112L232 111ZM217 114L218 113H216L215 115H217ZM228 115H230V114H228ZM228 115H225L226 118ZM249 115H250V113H249ZM256 115H257V113H256ZM13 116H16V115H13ZM50 116H51V113H50ZM230 117L228 116L229 121H234V122L236 121V120H233V119H235V117L233 119H230ZM237 117L240 118L239 115ZM249 117L251 119V116H249ZM238 118H236V119L238 121H241ZM48 119H51V118H48ZM221 119H222V117H221ZM2 120L0 121V123L3 122ZM18 120H20V118ZM21 120H23V119H21ZM224 120L225 119L223 118V120H222L223 123H224ZM222 121H220V122H222ZM228 123H230V122H228ZM258 123L260 124V126L258 125ZM2 124H4V123H2ZM241 124H243V122ZM232 125L234 126V124H232ZM240 126H241V128H240V131H241V129H243L244 126H243V128H242V125H240ZM19 127H21V124L19 125ZM260 127L263 128V131ZM15 128L17 129L18 127L15 126ZM21 129H22V127H21ZM21 129H19V130H21ZM1 131H2V129H1ZM163 132H167L170 135L166 138V137H164L165 134ZM17 138L19 139V136ZM169 138H171V140ZM172 138L173 139L176 138V139H174L175 143H174V141H172ZM2 139L3 138H1V141H2ZM13 139H10V140H13ZM21 139L23 140V138H21ZM10 140H8V142L11 144L14 140L12 142ZM24 140H23V143H25ZM36 140H38V139H36ZM130 140L132 141L133 139L130 138ZM143 140L141 141L142 143H144ZM5 141H7V140H5ZM15 141H16V139H15ZM64 141H68V140H64ZM141 142H140V144H141ZM136 143H138V141H136ZM152 143H153V140H152ZM19 144H22V143L19 142ZM8 146H9V144H8ZM18 147H20V145H18ZM151 147H153V146L151 145ZM25 149L27 150V148H25ZM21 152H23L22 148H21ZM155 154H157V153H155ZM152 155H153V153H152ZM166 157H168V158L166 159ZM3 158H5V157L3 156ZM45 158L46 157H44V159ZM5 160H6V158H5ZM179 160H181V159H179ZM2 161H3V159H2ZM42 161H44V160L42 159ZM7 163H9V162L7 161ZM181 164H182L181 166H183V162ZM3 167H4V165H3ZM174 168H175V166H174ZM16 170H17V168H16ZM14 171H15V169H14ZM28 172H29V170H27L26 174ZM15 173H16V171H15ZM42 173H43V171H42ZM52 174H53V172H52ZM32 175L33 174H31V176ZM38 175H40V174H38ZM38 175H36V177H39ZM54 175H55V173H54ZM27 177L28 176H26V180H27ZM56 178H57V176H56ZM189 180L191 181V179H189ZM196 182L198 183V181H196ZM177 184L178 183H176L175 186ZM194 184H195V182H194ZM191 185H193V184L191 183ZM175 186L173 185V187H175ZM194 186H192L191 189H193ZM183 187H185V186H183ZM183 187H182V189H184ZM188 189H189V187H188ZM6 190H7V188H6ZM38 190H36V191L39 192ZM1 191H2V188H1L0 192ZM178 193H179V191H178ZM11 194H12V192H11ZM39 194L40 193H38V195ZM48 194H46L45 196H47ZM45 196H43V197H45ZM82 198L83 197H81L80 199H82ZM85 198H86V196H85ZM74 201H77V200H74ZM191 201L192 200H190L189 202H191ZM24 202H26V201H24ZM21 204L24 205V203H21ZM172 205H173V203H172ZM202 205H204V204H202ZM208 205H210V204H208ZM20 210H21V208H20ZM179 213H180V211H179ZM56 215H58V214H56ZM165 215H167V214H165ZM103 216H105V215H103ZM15 217H17V216H15ZM53 217L55 218V216L52 215L51 218H53ZM101 218L103 219V217H101ZM161 218L163 220V219H165V216H164V218L163 217H161ZM29 219H31V217ZM29 219H28V221H30ZM43 220H45L44 217H43ZM55 220H57V219L55 218ZM61 220H59L60 223H61ZM171 220H172V218L170 219V222H171ZM31 221H33V220H31ZM50 221L52 222L53 219ZM90 222H91V220H90ZM93 222H94V220H93ZM140 222H142V220H140ZM208 222H209V220H208ZM40 223H41V221H40ZM65 223L69 224V222L68 223L65 222ZM167 223H169V221H167ZM24 224H25V222H24ZM50 224H48L46 226L51 228ZM70 224H69V226H70ZM103 224L104 223H102V225ZM21 225H23V223ZM30 225H31V223H30ZM102 225H100V226H102ZM104 225H107V224H104ZM46 226L42 227L45 231L47 229ZM86 226H87V224H86ZM90 226H92V225H90ZM90 226H87V227H89V230L91 231ZM93 226H95V225H93ZM143 226H144V224H143ZM32 227H33V225H32ZM83 227L85 228V226H83ZM123 227H125V225ZM161 227H162L161 224H156V222H155V225L153 227H151V232L153 233L154 231L159 230ZM242 227H241V229H242ZM1 228L2 227H0V231H1ZM61 228H62V226H61ZM77 228H79V227H77ZM71 229H72L71 232L76 231L72 228V226H71ZM71 229H69V230H71ZM96 229H97V227H96ZM111 229L115 230V228H113V227H111ZM125 229H127V228H125ZM125 229H123V230H125ZM44 230H42V231H44ZM79 230H81V229L79 228ZM79 230L77 229V233L79 234V236L81 238L83 234L79 233L80 232ZM139 230H141V229H139ZM244 230L242 232H245ZM42 231H38L41 234H39V233H37V234H39L40 236L45 235L44 234L45 231L44 232H42ZM127 231H128V229H127ZM239 231H241V230H239ZM66 232L69 233V231L67 230V231H64V234ZM81 232H83V231H81ZM91 232H94V231H91ZM106 232H108V231H106ZM141 232H139V233H141ZM144 232H146V230ZM236 232H237V230H236ZM34 233H36V232H34ZM239 233H241V232H239ZM251 233H249V235ZM0 234H2V231L0 232ZM54 234L57 235L58 233L54 232ZM78 234H77V237H78ZM129 234L131 235V233H129ZM74 235H76V234L74 233ZM124 235H126V234H124ZM252 235H251V237H252ZM95 236H96V233H95ZM218 236H219V234H218ZM245 236H246V233H245ZM42 237H41V239L38 238V240H42ZM48 237L49 236L44 237V240H46V242H49L50 245L54 244L51 242L53 239H50L51 240L50 241L48 239ZM148 237H149V235H148ZM153 237L155 238L156 235H154ZM72 238H74V237H72ZM94 238L96 240V237H94ZM126 238H129V236ZM222 238H223V236H222ZM228 238L231 239L230 236ZM241 238H242V236H241ZM246 238H248V237H246ZM47 239H48V241H47ZM61 239L62 238H60V241H61ZM65 239H66V237H65ZM76 239H78V238H76ZM146 239L149 240L148 238H146ZM38 240H37V242H38ZM68 240L72 241V239L68 238V239H66V243H68ZM81 240L82 239H80L79 241H81ZM186 240H188L187 236H186ZM10 241H12V240H10ZM33 241H34V239H33ZM63 241H64V238H63ZM79 241L76 243V244H79V246L74 247L76 252L80 251V249L84 250V248H82V247L87 244V243H84L83 241H81V242H79ZM183 241H185V240H183ZM249 241H250V237H249L248 242ZM128 242H129V240H128ZM132 243H136V242H132ZM40 244L42 246H44L43 244H46V243H43V244L40 243ZM181 244H184V243H181ZM246 244L250 248V245L248 243H246ZM246 244H245V246H246ZM101 245H103V244H100L99 247H101ZM127 245H128V243H127ZM42 246H41V248H42ZM48 246L49 245H46V247H48ZM56 246H59V245H56ZM242 246H244V245H242ZM61 247L64 249L65 246L63 247L61 244ZM66 247H68V246H66ZM84 247L89 249L86 246H84ZM91 247L94 248V246H91ZM99 247L97 246L96 248H94V250L95 249L97 250ZM49 248H50V246H49ZM56 248H59V247H56ZM183 248H184V246H183ZM249 248H245V249L250 250ZM60 249L61 248H59L58 252L56 251V253H59V251H61ZM70 249H72V248H70ZM70 249L68 248L69 251H71ZM136 249L137 250L139 249V253L145 254V253H143L144 249H143V252L140 251L142 249H140L138 247ZM65 250H67V249H64V251ZM102 250H101V253L102 252L104 253V251H102ZM137 250H136V252H137ZM246 250H245V252L248 251V250L247 251ZM85 251H86V249H85ZM88 251H90V249ZM121 251L123 252V250H121ZM205 251L208 252L207 248L205 249ZM30 252H32V251H30ZM39 252L41 253V251H39ZM49 253H51V255H52V251H50ZM80 253H82V252H80ZM87 253L88 252L86 251V255H87ZM160 253L162 254V252H160ZM215 253H217V252H215ZM132 254L133 253H131V256H133ZM163 255L164 254H162V257H164ZM31 256H32V258H30V257L29 258H30V260L32 259V262H33L34 261L33 256H35L34 252H33V255L31 254ZM63 256H65V255H63ZM97 256H99V255H97ZM97 256H95V258ZM165 256H167V255H165ZM20 257H18V260L21 259ZM51 257L54 258L53 256H51ZM66 257H67L66 259H68V255H66ZM258 257L256 256V258L255 257L254 258L258 260ZM29 258H25V259H29ZM69 258H72V256L71 257L69 256ZM91 258L93 260V257H91ZM34 259H36V256L34 257ZM98 259H99V257H98ZM98 259L97 258L94 259L95 262L100 260V259L99 260ZM107 259H109V258H107ZM48 260H49V262H51L52 259L51 260L48 259ZM75 260H73V261H75ZM25 261H28V260H25ZM57 261H58V259L55 260V262H57ZM64 261L65 260H63V264H66L67 262L69 263L71 260L68 259V261L67 260H66V262H64ZM118 261H121V260H118ZM245 261H247V260H245ZM19 262H20V260H19ZM95 262H93V263H95ZM112 262L110 261V264ZM2 263H4V262H2ZM13 263L15 264V262H13ZM21 263H22V261H21ZM121 263H122V261H121ZM28 264H33V263L28 262ZM71 264H75V263L73 262ZM105 264H107V263H105ZM161 264H163V263L161 262Z\"/></svg>","mask_w":264,"mask_h":264}]
</instances>
